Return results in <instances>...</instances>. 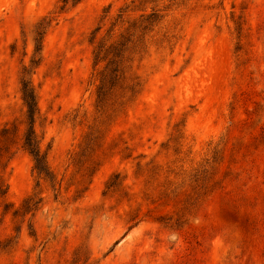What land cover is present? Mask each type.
Listing matches in <instances>:
<instances>
[{
	"label": "rangeland",
	"instance_id": "1",
	"mask_svg": "<svg viewBox=\"0 0 264 264\" xmlns=\"http://www.w3.org/2000/svg\"><path fill=\"white\" fill-rule=\"evenodd\" d=\"M63 1L0 0V264H264V0L131 6L162 20L132 63L141 93L104 112L93 42L133 0ZM24 67L49 178L21 148Z\"/></svg>",
	"mask_w": 264,
	"mask_h": 264
},
{
	"label": "trees",
	"instance_id": "2",
	"mask_svg": "<svg viewBox=\"0 0 264 264\" xmlns=\"http://www.w3.org/2000/svg\"><path fill=\"white\" fill-rule=\"evenodd\" d=\"M141 1L133 0L131 4L121 8L107 34L102 36L98 42H93L94 65L100 66L103 64L98 73L99 84L96 92V106L100 112H104L109 96L113 93L117 96L115 101L116 109H122L141 93L143 84L133 72L132 63L135 56L142 52L141 48L137 50L139 44L142 43L141 40L144 39L147 33L152 32L162 20L159 10H152L151 13L142 10L139 17H132L131 14L139 10H136V7H133L132 10L129 9ZM63 2L65 5L68 3L67 0ZM74 3H79V1L76 0ZM61 11H63V8H61ZM51 22L52 19L45 17L35 25V30L33 31L34 51L31 60V66H34V68H38L42 62L44 39ZM126 24H128L127 27H125ZM101 29L99 28L96 32L95 40ZM121 30H124V32ZM136 32L141 33L140 39L135 38ZM20 86L21 97L25 107L24 124L26 125L22 132L21 148L32 158L34 170L45 178H49L50 170L47 163V154L42 150V140L36 130V121L39 118L40 109L38 95L31 81V69L24 67ZM10 134L11 130L7 126L1 129L0 143L7 140ZM9 151L10 146H1L0 158L9 153ZM6 194V190H0L1 197H5Z\"/></svg>",
	"mask_w": 264,
	"mask_h": 264
}]
</instances>
